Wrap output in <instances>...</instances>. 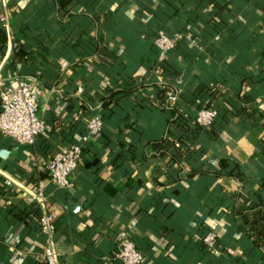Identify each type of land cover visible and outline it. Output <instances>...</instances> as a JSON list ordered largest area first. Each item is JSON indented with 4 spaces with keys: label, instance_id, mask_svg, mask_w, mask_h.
Here are the masks:
<instances>
[{
    "label": "crops",
    "instance_id": "obj_1",
    "mask_svg": "<svg viewBox=\"0 0 264 264\" xmlns=\"http://www.w3.org/2000/svg\"><path fill=\"white\" fill-rule=\"evenodd\" d=\"M77 4L75 11L85 7L87 15L60 25L52 0H0V88L15 74L36 80L46 122L34 148L0 137V264H42L40 209L32 197L39 180L57 218L61 264H121L111 259L121 229L145 254L144 264H264L247 225L229 211L253 203L257 194L264 204V0ZM154 24L201 33L196 39L187 32L166 65L174 75L161 72L143 34ZM81 34L85 51L77 47ZM96 38L104 54L82 60L83 52L92 55ZM189 82L223 88L216 102L206 105L204 98L192 106L183 93ZM115 90L118 104L101 107ZM237 95L250 97L252 121L234 116L215 140L202 128L203 153L193 163L146 151V142L165 135L172 110L240 108ZM93 114L104 117L101 132L85 143L73 187L57 188L34 158L39 166L68 148ZM219 158L237 163L243 186L235 176L202 173L218 169ZM191 171L198 174L189 178ZM206 227L219 238L217 254L201 246Z\"/></svg>",
    "mask_w": 264,
    "mask_h": 264
},
{
    "label": "built area",
    "instance_id": "obj_2",
    "mask_svg": "<svg viewBox=\"0 0 264 264\" xmlns=\"http://www.w3.org/2000/svg\"><path fill=\"white\" fill-rule=\"evenodd\" d=\"M182 35L158 33L153 39V46L158 53V61L166 58L173 50ZM42 95L41 85L34 79L15 74L0 88V137L14 141L20 145H36L37 138L45 131L46 122L39 116V103ZM215 113L212 108H200L196 111L195 122L201 128H208ZM102 128L100 114H93L86 121L85 132L78 142L58 151L37 166L35 150L33 165L44 172L57 188L71 189L74 185V173L83 156V146L99 134ZM44 182L39 180L33 190L32 197L40 209L38 215V234L42 240V264H61L60 249L57 245L56 216L51 210L50 198L44 191ZM117 249L111 259L121 264H144V253L137 249L126 229L117 234ZM202 242L211 254L218 253L217 235L207 232Z\"/></svg>",
    "mask_w": 264,
    "mask_h": 264
},
{
    "label": "trees",
    "instance_id": "obj_3",
    "mask_svg": "<svg viewBox=\"0 0 264 264\" xmlns=\"http://www.w3.org/2000/svg\"><path fill=\"white\" fill-rule=\"evenodd\" d=\"M55 7V17L56 21L60 25H64L66 22H70L77 15H87L85 7H81L79 11H75L77 7V0H52ZM144 28V27H143ZM190 32L194 38L198 39L201 36V33L198 30L191 29ZM186 30L183 29H175L169 30L168 28L158 26L157 24L147 26L144 28L143 34L147 39L150 40L153 46V39L158 35V33L172 35L175 33H179L182 35V38L177 42L175 48L169 51L166 55V58L158 62L159 69L161 72L169 71L166 66L168 63L174 60L175 56L181 51L183 44H185V37L187 36ZM67 36V35H66ZM69 36V34H68ZM67 36V37H68ZM65 37V39L67 38ZM251 37L250 33L246 34L245 39L249 40ZM83 36L79 35L76 39L77 47L84 50L85 45L82 43ZM0 40L2 42L5 41V34L2 29H0ZM38 41H40L38 39ZM76 47V46H75ZM105 50L101 46V39L96 38L95 49L93 50L92 55L87 56L85 52H83L82 60H87L94 56H97L99 59L102 57ZM170 72V71H169ZM171 75H174L170 72ZM166 76V75H165ZM194 83V82H193ZM218 84V83H217ZM136 86H132L130 89H134ZM222 85H217L216 88L209 89L208 86H200V84H191L189 82L188 85L183 86V93L188 97L190 105H198L202 103V99L206 98L209 101L206 105L210 103L216 102V96L219 94L222 89ZM129 89V90H130ZM128 91V90H127ZM119 90L112 91L108 95L104 96L101 102V107L107 108L109 103L114 101L115 103L119 102L118 98L115 96L119 93ZM237 101H242L244 104L240 108H236L235 106L231 108L221 109L217 107V110L213 108L215 116L211 123V125L205 129V133L210 135V137L215 140L217 134L222 129V126H227L229 121L238 115H244L248 121H252L253 111L252 106L249 103L250 97L246 95H237L235 97ZM114 99V100H113ZM204 100V101H206ZM117 101V102H116ZM203 101V102H204ZM231 102V101H230ZM118 104V103H117ZM216 105V104H215ZM209 107V106H208ZM211 108V106H210ZM196 112H186L182 110H172L171 117L167 121V125L165 128V135L160 140L149 141L145 143V148L147 152H152L157 156H165L167 155L171 160L180 162L181 159L186 163H193L196 161L199 156L203 153V146L199 143L198 137L202 132V128L197 125L195 122ZM102 127L105 123L104 117L100 114ZM227 127L230 128L228 125ZM264 129V123L262 124ZM102 129V128H101ZM101 132V130H100ZM99 132V133H100ZM176 132V133H174ZM40 137H38V140ZM78 140L74 143H77ZM42 150H45V145L42 144ZM261 145L264 150V139L261 140ZM85 144L83 146V149ZM219 168L207 166L205 169V173L207 175L218 176V175H226V176H235L239 179L241 186H243V180L245 178L243 173L238 172V165L234 161H230L228 158H219ZM237 170V172H236ZM198 172L191 171L187 174V177L192 178ZM44 177V176H41ZM257 198L253 201V203L249 202L246 204L241 210L236 209V204L230 208L229 211L233 213L236 217H239L243 220V223L247 225L248 236L251 239L252 244L257 247L260 251L264 252V204L261 197L257 194ZM211 231L208 227L204 228L200 234L201 246L204 249H207L203 242V236ZM217 235V234H216ZM132 241L134 242L137 249V244L135 240L130 236ZM217 245L219 246V238L217 236ZM140 250V249H139ZM208 251V249H207ZM209 252V251H208ZM145 255V254H144Z\"/></svg>",
    "mask_w": 264,
    "mask_h": 264
}]
</instances>
